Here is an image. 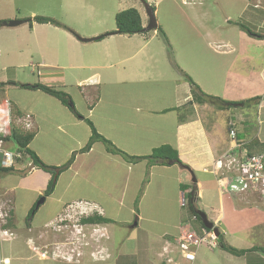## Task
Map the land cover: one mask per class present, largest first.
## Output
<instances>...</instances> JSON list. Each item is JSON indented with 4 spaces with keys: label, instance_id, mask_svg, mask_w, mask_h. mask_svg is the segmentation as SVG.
<instances>
[{
    "label": "crops",
    "instance_id": "obj_1",
    "mask_svg": "<svg viewBox=\"0 0 264 264\" xmlns=\"http://www.w3.org/2000/svg\"><path fill=\"white\" fill-rule=\"evenodd\" d=\"M28 1L20 0L22 4ZM145 1L155 7L154 12L158 27L162 26L157 15L162 3L168 0ZM241 1V8H238L235 2L231 7L233 9L235 7L236 10L239 9L237 12L240 18L246 17L250 22L254 23L251 24L254 30L250 29V33H246V36H249L255 42H264V0ZM13 2H17V0H13L12 3L11 0H0V12L5 11V8H10ZM140 2L144 5L142 0ZM169 3L170 5L175 4L174 8L177 7L178 10L183 12L186 16L187 26L194 28L195 32H197V29L204 32L205 29L207 48L202 51V64L187 67L186 59L190 57L189 55L193 54L192 50L189 48L178 49L174 41L168 40L171 46V49H169L164 39L160 41L159 34L157 35L158 31H154L153 37H148L145 34L133 36L119 35L112 32L114 30H110L111 36L108 39L95 42L97 45H93V47L96 46L98 48L101 46L103 50V54L98 53L96 55L97 60L92 59V61L86 62L82 59L81 64L76 62L72 67V70L87 71L89 73L88 76L77 78L76 80L77 87L81 89V92L87 89L82 97L85 111L80 110L76 105L75 109L80 116L91 120L102 136L131 156H148L156 148L164 145L175 147L179 152L181 161L183 163L185 161L186 165L189 164L188 168L185 169L186 173L178 165H150L148 161L134 164L127 163L122 157L108 153L102 143L94 144L90 152L81 154L79 151L87 145L91 137V129L82 117L78 118L60 101L42 92L37 93L43 95L39 97L37 104L32 110H28L26 106L20 107L12 101L18 110L17 112H20L22 115L28 114L32 117L36 136L30 144V148L47 165L52 167L60 166L59 161L55 160L56 157H51L46 152L49 149L55 150V148H58L56 143H53V139L57 136L68 137L73 141V145H75V147L71 146L69 149V155L77 152L74 163L67 172L65 171L66 173L72 172L70 184H67L66 190H64L61 198L57 200V203L61 207H64V209L67 205L72 204V202L89 203L99 208L102 217L116 223H121L119 215L124 210L128 211L127 213L130 215L128 217L134 219L137 202H139L137 196L140 191L139 187L140 185H145L148 173L151 179L147 186L149 193H153V185L151 183L153 178H158L160 181L168 180L169 183L174 181L176 183L174 187L175 191L171 189L172 192L167 193L170 195L168 198L171 200L170 202L175 204L172 209L176 214L174 219H171L170 214L166 213L164 209H158L157 205L152 201L149 203L148 200V203L145 204L146 200L142 199L139 202V216L136 217L135 225H138V228L141 229L140 232L146 235L148 244L152 245L151 254L155 264H180L184 260L177 248L180 226L187 218V216L185 218L180 217L183 195L186 197L195 187L197 190L196 196L198 197L197 206L199 209L204 207L201 200V184L194 176L193 171L196 172V170L201 169L204 173L214 177V181H212L213 185L205 182L207 186H213L206 191L214 192L213 197L219 193V200L222 203V207H224L223 212L218 214L214 223H218L219 226L224 224L228 228L226 225L228 217L226 208L237 207L238 216L237 218L234 217L235 219L231 222H236L240 229H247L250 233V231L253 232L252 229L254 227L264 224V213H262L264 209L262 206L246 209V206L240 205V202L237 203L238 197L242 196L224 195L219 192L217 177L213 173L207 172V170L211 171L209 167L215 168L216 163L224 159L229 150L228 147L230 148L229 132L226 133L225 129L223 130L224 126L221 127L217 119L212 121V126H210L208 124L207 112L210 108H217L218 112L221 113L222 111L223 115L227 117L228 112L230 113L232 110L218 108L221 105L219 102L204 105L196 104L192 86L183 74L185 72L189 75L206 95L222 99L220 94L216 92V85H218L217 88H221L225 76L231 75L237 70L242 73L241 61L243 58L248 59V57H244L246 52L243 47L236 42L237 38L235 40H228V36L237 33L238 27L236 24L231 25L229 28L226 26V23L230 25L232 21L227 16V4L223 0H214L213 4L211 0H180L179 4L175 0H171ZM140 6L141 8H138L136 5L132 7L140 12L143 27L146 28L149 24V17L146 16L143 6ZM9 11L11 13L10 16L8 14ZM16 11L20 12L18 9ZM221 13H223V17ZM20 15L21 13L17 15L13 14L9 9H7V15H5V12L0 14V34L5 39L17 38L18 33L16 34L17 31L15 30L21 32L24 29H17L19 26H2L4 22L25 19L23 24H21L24 25L30 23L29 21L35 17L41 16L34 10L30 11L27 18H23ZM221 20H223L222 23ZM47 26L53 25L33 22L32 27L29 25L28 39L32 37V40L38 42L37 45H39L41 40L48 37V31L44 33V30H42L47 28ZM53 27L57 28L56 26ZM238 32V36L240 35L239 43L244 42L245 37H242L241 31ZM102 33L104 32L98 31L91 37ZM165 33L167 37L168 32L166 30ZM66 37H69L74 47L81 48L84 46L83 44L89 46L87 44L92 43L80 41L77 33L71 32V34H66ZM22 44L26 45V42H22ZM13 47V42L4 41L3 45H0V53L7 54L5 49L13 51ZM31 47H35L33 43ZM19 50V53L28 52L29 48L27 50L24 48ZM237 54L239 55V67H237V60L235 58ZM207 56H210V58L208 59ZM171 58L173 62L178 63V67L172 63ZM44 61H46L44 62L46 63L44 64L47 66L46 68L51 69L53 64L49 60ZM65 68L67 67H62V69ZM259 71L258 76H261V81L264 82V65L261 69H258ZM104 77L108 79L105 84L103 83ZM236 77L237 74L234 75V81ZM241 78L242 76L240 75L237 79L238 83L242 81ZM12 82L22 84L17 83L16 78ZM103 84L107 87L106 91L96 90L97 87ZM235 86L240 87L236 94V99H222L224 102L241 103L252 98H263L258 103L259 110L257 117L259 128L254 135L252 125L249 124V127H246L249 122L244 119L246 117L245 114H239L237 113L238 111H236L234 119L229 118L230 116L225 118L224 125L229 130L230 122L236 121V124L233 123L235 129H238V137L244 133L245 128L250 129V133L246 134L248 136L247 139H241L242 141L247 143L253 136H257L258 140L264 143V90L252 98L245 99L240 97L243 86ZM232 90L233 86L226 89L225 93L231 94ZM86 107L89 110L87 114ZM241 107L243 108V105L239 106V108ZM177 108L185 109L187 112L185 123H180L179 114L174 110ZM52 114L58 115V119L52 121ZM61 116L63 119L60 120ZM72 131H75V133L79 131V136H72V133L74 134ZM50 140L52 144H50ZM226 146L227 148H225ZM30 161L32 162V159ZM21 165L16 172H26V169L23 168L24 165ZM100 165L105 166V168H112L113 171L109 175H105V177L99 176L97 169ZM28 168L30 169L29 173H19L21 176L13 188L3 187L1 189L0 196L3 198L7 199L8 195L12 194V197L9 198L11 199V209L13 212L19 206V197L14 195L16 190L26 191L33 195L32 198L29 197V208L32 210L36 206L37 199L44 196L51 180L50 174L37 169L34 165L32 167L28 165ZM62 174L50 198L57 193L60 181L63 178ZM190 174L193 176V179L188 180L190 178L188 175ZM77 177L83 179L84 187L79 189V192L69 199L67 193L71 190L70 186H73L71 182ZM155 186L156 188L158 187V185ZM188 186H192V188L186 190ZM130 193L131 195H129ZM232 212L230 213L231 216ZM153 213L159 216H153ZM260 215L263 217H259ZM247 218H249V221L246 220ZM224 233L226 241L235 248L230 243L228 234ZM232 240L236 241L235 243L241 242L235 237H232ZM253 247L257 246L250 245L239 250L248 251ZM259 251H254L244 256H236L223 251L227 255L217 256L215 260H222V264H241L239 259H244L242 264H263L264 258L257 255ZM207 261L210 262L211 259L207 258Z\"/></svg>",
    "mask_w": 264,
    "mask_h": 264
},
{
    "label": "rangeland",
    "instance_id": "obj_2",
    "mask_svg": "<svg viewBox=\"0 0 264 264\" xmlns=\"http://www.w3.org/2000/svg\"><path fill=\"white\" fill-rule=\"evenodd\" d=\"M12 1L13 0H11V3ZM140 1L29 0L25 4H22L20 0H17V2H13L10 8H5V11L0 12V14L5 12V15H7V9H9L13 14L17 15L21 13L20 16H23V18H27L28 14H30V11L34 10L43 17L51 18L58 21L66 28H55L53 26H47V28L42 29L44 30V33L48 31V37H46L44 40H41L39 45H37L38 42L32 40V37L28 39L27 35L30 31V23L19 26L17 29H24L21 32L15 30L17 31L16 34L18 33L17 38L13 37L11 39H5L3 35L0 34V45H3L4 41H11L14 43L13 51L5 49V52L7 54L0 53V84H3L0 92V100L3 102L13 101L20 107L26 106L28 110H32L35 107L37 101L39 100V97L43 94H37L41 92L24 90L20 87L12 86V80L16 78L17 83L27 85L43 84L49 87L63 88L62 90L71 96L73 105H76V107H79L80 110L85 111V105L82 102V97L83 94L87 91V89L86 91L81 92V89L77 87L76 80L77 78L88 76L89 73L87 71L72 70V67L76 62L80 63L82 59L83 61L89 62L92 61V59L97 60L96 55L98 53L103 54L101 46H99L98 48L96 46L93 47V45H97V43L95 42H100L104 41L105 39H108V37L111 36L110 30H114L112 32L115 33L117 32L116 15L119 12L128 10L129 8H133V5H136L138 8H141L140 5H142L145 10L146 16H148L145 6L141 4ZM170 1L171 0H168L167 2L162 3V6L159 9L160 13L158 12L157 16L159 22L165 29L162 26L160 27L164 29V33L165 30L168 32L167 39L171 42L174 41V43L177 44L176 47L178 49L189 48L192 50L193 54L189 55L190 57L186 59L187 67H192L195 64L201 65L203 57L202 51L207 48V44L205 42V29L204 32H201L198 29L197 32H195L194 28L187 26L186 16L183 14V12L178 10L177 7L174 8L175 4L170 5ZM175 1L177 4H179L180 2V0ZM223 1H225L227 4V16H229L232 21L230 25L226 23V26L229 28L231 25L236 24L238 27L237 33L228 36V40H235L237 38L236 42L238 43V45L240 44L243 47L244 51L246 52V55H244V57H248V59L243 58V60L241 61L242 73L237 70L231 75L225 76L221 88H217L218 85H216V92L220 94L223 100H227L228 98L236 99V94L238 93L240 87L235 85H242L243 88L241 90L240 97L245 99L252 98L257 93L262 92L264 90V82L261 81L262 77L258 76V73H260V71L258 72V69H261V67L264 65V42H255L252 38L246 36L249 31L254 30L251 27V24L254 23L250 22L246 17L240 18L239 13L237 12L239 9L236 10L235 7L234 9L231 7L235 2L237 7L241 8L242 1ZM211 3L213 4L214 0H211ZM17 9L20 10V12L16 11ZM8 14L10 16V11L8 12ZM221 14L223 17V13ZM16 21H25V19ZM222 22L223 20H221V23ZM98 31L104 33L95 37H91ZM238 31H241L242 37H245L244 42L239 43L240 35L238 36ZM71 32L77 33L80 41H82L81 39H94V42L91 41V44H87L89 46L83 44L84 46H82L81 48L74 47V44L70 42L69 37H66V34H71ZM153 33L154 31H150L147 36L153 37ZM158 34L159 32L157 33V35ZM81 35L87 37H82ZM159 38L160 41H162L164 37L162 36V34H159ZM26 39L30 41H26ZM22 42H26V45H23ZM32 43L35 47H31ZM21 48H24L26 50L29 48V50L28 52L19 53V49ZM207 57L208 59L210 58V56ZM172 58L174 57L172 56ZM172 58L170 60H172V63H174ZM235 58L237 60V67H239V55H235ZM44 60H49L50 63L53 64L51 69L46 68L47 66L44 65L46 64L44 63L46 61ZM62 67L67 68L62 69ZM235 74H237V77L234 81ZM240 75L242 76V81L238 83L237 79ZM9 79H11V81H9ZM106 80H108L107 77H104V84L106 83ZM104 84L100 87H97L96 90H102V92L106 91L107 87H105ZM232 86V93H225V90L231 88ZM258 107V103L256 102H249L246 105H243V108L233 107L232 109H230L232 111H230V113L228 112L227 117L230 116L229 118L234 119L236 111H238L237 113L239 114L244 113L246 116L244 119L252 125V128H254L255 135L259 128L257 117V112L259 110ZM218 108H221V105L218 106ZM88 112V107H86V114ZM207 113L208 124L210 126H212V121H215L217 119L220 126H224L223 130L225 129L226 133H228L227 127L226 125H224V120L227 117L223 115L224 113L222 111L220 113L217 111V108H210ZM52 115V121L58 119V115ZM61 119H63L62 116L60 120ZM233 122L235 123L236 121ZM33 130H35L34 127ZM72 132H74V134L72 133V136H79V131H77V133H75V131ZM54 136L56 137V135ZM53 143H56L58 148H55V150L49 149L46 152L49 156L56 157L55 160L59 161L60 166H63L72 158L73 153L69 155V149L71 148V146L75 147V145H73V141L70 138L62 136H57L55 139H53ZM50 144H52L51 140ZM225 148H227V146ZM122 159H124V161H126L127 163H131L123 157ZM29 162L30 159H27L20 163V165H24L23 168L26 169V172H14L11 174L0 176V194L1 189L3 187L13 188L15 186L16 182L21 176V174L19 173L26 174L30 172V169L28 168ZM224 162L228 163L225 159ZM182 164L178 165V167L184 170L189 165H186L187 163H185V161L184 163L182 161ZM209 169L212 170V167H209ZM224 170L225 173H229L227 167ZM111 171H113L112 168H105V166L101 165L97 169L98 175L104 177L105 175H109ZM66 172H63L62 174L63 178L60 181L57 193L52 198L48 197V200L46 199V202L41 205V209L37 211V214L34 216V218H32V220L28 217L29 212L31 211L29 208V197H33L31 193L22 190L15 191L14 195L16 197H19V206L14 212L11 209L12 203L10 202L11 199L9 198L12 197V194H9L7 199L5 197L3 198L0 196V214L3 213L4 215V219L0 221V226L2 225V227H0V264H155L153 256L151 254L152 245L148 244L146 235L140 232L141 229L138 228V225H135L136 217L139 216V202L142 199L146 200L145 204L148 203V200L149 203L150 201H152L155 205H157L156 207H158V209H164L166 213L170 214L171 219H174L176 214L175 212H173L172 209L174 208L175 204L173 202H170L171 200L168 199L170 195L167 193L172 192L171 189H174L176 183L174 181H171V183H169L168 180L160 181L158 178H153L151 182L153 185V193H149L147 191V186L151 179L148 173L145 185H140L139 187L140 191L137 194L139 202H137V206L135 209L136 215L134 216V219L128 217L130 216L127 213L128 211L124 210L119 215V220H121V223L111 221V223L109 224L84 225V229L82 230L79 227L75 229H70V224L67 223V226H65L62 223L64 221H70V215L66 214H70L73 211L69 210L68 206L76 205L79 202L73 203L71 201L72 204L67 205L65 209L57 203V200L61 198L62 194L64 193V190H66L68 186L67 184H70L72 172ZM184 172L186 173V170ZM193 174L201 184V200L204 207L200 210L207 214L208 218L212 220L211 222H215L218 214L223 212L224 207H222V203L219 200V193L213 197L214 192L211 193L212 191H206L213 186H207L205 182L207 184L213 185L212 181H214V177L210 174L204 173L201 169L196 170V172L193 171ZM188 176L190 177L188 180L193 179V176L191 174ZM72 183L73 186H70L71 190L67 193L69 199H71L73 195L77 194L79 192V189H82L84 187V181L81 177L75 178L71 182V184ZM155 185H158V187L156 188ZM129 195H131V193ZM20 198H22L23 200ZM43 198L44 196L39 197L37 199L36 205ZM238 202H240V205L246 206V209L252 207L255 208L257 206H262L264 209V205H262L259 200L250 196L238 197L237 203ZM180 209L181 218H185L187 215L191 216L190 213H187V209ZM226 211L228 215L226 225L228 226V228L224 224L219 226V228L223 233L226 232L228 234L230 243L233 244L237 249L245 248L246 246L251 245L260 247L264 251V224H261L258 227H254L252 229L253 232L250 231L249 233L247 229H240L236 222H231L233 219H235L234 217L237 218L238 216L237 207H227ZM242 211L244 210L242 209ZM262 211V213H264V210ZM231 212L232 216L230 215ZM6 214H8L7 218L5 216ZM154 215L159 216L156 213H153V216ZM261 216L262 215H260L259 217ZM76 217L77 216L73 214L72 220H76ZM62 220L64 221L61 223ZM246 220L249 221V218H247ZM50 221L52 222L49 223ZM52 223L53 225L51 226V228L49 225ZM48 226L51 228L49 229L50 231H52L53 229V234H55L54 231H56L57 238L55 235L50 233L49 230H47ZM195 226V229L199 232L201 224L195 223ZM87 227L89 229H86ZM30 228L33 230L32 232L29 231ZM93 228H97L100 231H98V233H96L95 237L93 238L95 250H92V252L101 253L102 251L100 255L105 257L104 260H96L93 256H91L90 244L92 240L89 238V236H86L87 238L84 236L85 232L86 235H88L89 232L90 234H92ZM69 229L73 230V233L70 234L72 237L68 236V240H65L67 236L66 230ZM224 236H226L225 233ZM77 237L79 238V244H77V253L80 255L78 256L77 253L69 252L73 253L71 255L74 256V261L69 262L66 259H63L61 255L59 257V250L56 251L51 246H48L49 244H52L51 242L57 240L58 242L63 243L67 241L73 243L75 242V239ZM232 237L237 238L241 242L235 243L236 241H233ZM29 239H33V241L30 242V246L28 243ZM87 243H89V246H86ZM70 246L66 247L71 248ZM29 247H32L33 250H31ZM61 249H64V247H61ZM223 251L224 250L219 248L213 251V253L205 248H201L198 255V260L195 262V264H222V260L216 261L215 257L220 255L226 256V252L224 253ZM55 252L56 254H54ZM64 252H66L65 249ZM257 255L259 257L264 258V252H262V250L259 251ZM64 256L66 257L68 255ZM207 258H210L212 262H208ZM6 259H8V263H5ZM243 260L244 259H239V262L242 264ZM181 263L188 264L184 260H182Z\"/></svg>",
    "mask_w": 264,
    "mask_h": 264
},
{
    "label": "trees",
    "instance_id": "obj_3",
    "mask_svg": "<svg viewBox=\"0 0 264 264\" xmlns=\"http://www.w3.org/2000/svg\"><path fill=\"white\" fill-rule=\"evenodd\" d=\"M142 1L144 3L146 2L145 0H142ZM151 6L153 7V9L155 11V7L153 5H151ZM29 22H30L31 27L33 25V22H36L39 24H50V25H53L56 27L66 28L61 23H59L58 21L51 19V18H46V17H35L33 20H31ZM116 26H117L116 34H119V35L133 36L136 34L147 35L149 33V32H146L144 30L141 14L135 8H130L128 10L119 12L116 15ZM155 31H158L159 34H162V36L164 37L163 39L166 41L169 49H171L170 43H169L163 29L159 26L158 29ZM174 65L176 66L175 62H174ZM183 74H184L186 80L192 86L194 101L198 105H204L206 103L214 104V103L219 102L221 104V108L223 110H230L233 107L238 108L242 104L246 105L249 102L259 103L261 100H263L262 97H257V98H253L252 100L243 101V102L237 103V104L236 103H227V102H224L220 98H216L213 96L206 95L200 89V87H198L197 84L191 79V77L189 75H187L185 72H183ZM11 84H12V86L13 85L18 86L24 90H31V91H37V92L40 91L42 93H45L48 96H51V97L57 99L58 101H60L65 107L69 108L78 118L82 117L76 111L75 106L73 105L71 96L68 93H66L65 91H63L62 90L63 88L49 87V86H45L43 84H35V85L16 84V83H11ZM2 85L3 84H0V92L2 89ZM8 103L10 106L13 121L15 123V121H17V119L22 117L23 115L20 112H17L18 110L16 109V107L14 106V104L12 102H8ZM235 104L238 106H236ZM174 110L177 111L179 114L180 123L181 124L185 123L186 119H187V112L185 111V109L182 110L181 108H177ZM83 120H85L88 123V125L91 129V137H90V140L87 143V145L79 151V153H81V154L90 152L92 150L94 144L102 143L106 147V150L108 151V153L113 154V155H120L131 163L148 161V163L150 165L158 164V165H162V166H172V165H181L182 164L178 150L175 147L170 146V145H164V146H161L159 148H156L152 152V154H150L148 156H143V157L131 156V155L127 154L126 152H124L123 150L116 147L111 141L106 139L104 136H102L98 132V130L96 129L95 125L93 124V122L91 120H89L87 118H83ZM249 124L250 123H248V126H246V127H249ZM234 128H235V126H234ZM249 130H250L249 128H245L244 133L239 135V139L240 140L241 139L242 140L247 139L248 136L246 134L250 133ZM228 132H229V130H228ZM35 136H36V133L34 130L33 131H25V130L21 129L20 127H17L14 124L12 135L7 140L10 142L11 146H13L14 150L24 152L26 155V158L29 157L30 159H32L33 165L37 169L42 170V171L51 175V180H50L48 187L44 193L45 198H48L54 193V190H55V187L57 185V182H58L60 175L63 172L67 171L72 166V164L74 163L77 152L73 153L72 158L65 165H63L61 167L49 166L38 156V154L35 151H33L30 148V144L33 142ZM244 148L247 149L249 154H257L260 152L264 153V143L260 142L258 140L257 136H253L250 140H248L247 143H245ZM186 168H188V167H186ZM16 170L17 169H0V176L14 173V172H16ZM189 188H192V186L186 187V190ZM196 191L197 190L194 187V189L191 190V192H189L186 196L187 206L184 209H187L188 210L187 213H190L191 216L187 215V218L185 221L182 222V225L190 221V222H192L193 226L196 227L195 223H200L201 226H200L199 232H201V230L204 229L205 226L202 223L201 217L199 216V213L202 212V210H200L199 207L197 206L198 197L196 196ZM37 209H38L37 205L34 206V208L30 211L29 219L33 217V215L37 212ZM81 223L102 225V224L111 223V220L107 219V218H103L100 214H95L92 217H89L87 219H83L81 221ZM219 231H220V235L218 237V242L220 244V248L222 250H224L225 252L231 253V254L236 255V256H244L248 253H252L254 251H259V250L260 251L262 250V252H264L263 249H261L260 247H253L251 250H248V251L236 249V248L232 247L226 241L224 233L220 230V228H219Z\"/></svg>",
    "mask_w": 264,
    "mask_h": 264
},
{
    "label": "built area",
    "instance_id": "obj_4",
    "mask_svg": "<svg viewBox=\"0 0 264 264\" xmlns=\"http://www.w3.org/2000/svg\"><path fill=\"white\" fill-rule=\"evenodd\" d=\"M14 124L25 131H33V119L30 115H23L17 121H13L11 110L8 102H0V169H15L20 167V163L25 161L24 152L14 150L10 142L7 140L12 135ZM229 141L230 148L224 159L228 163L220 160L216 163L210 173L217 177L219 190L224 195L235 196H250L256 198L264 205V153L249 154L244 148L245 142L240 140L238 132L234 128V123L229 124ZM32 167L33 162H29ZM228 168L229 173H225L224 169ZM187 206V200L183 195L181 207ZM69 210L77 213V224L81 230L84 229L80 225L83 219H87L95 214H101L98 207H94L89 203H77L73 206H68ZM6 218L8 214L5 215ZM2 217V218H1ZM0 221L4 219L3 213L0 214ZM64 220L61 221V223ZM67 226V222H63ZM215 227L219 228V224L215 223ZM2 227V225L0 226ZM100 231L93 228L92 236ZM218 237L213 229L204 228L198 232L193 226L192 222H187L180 226V234L177 238V248L182 258L189 264H194L201 248H205L211 252L220 248ZM102 253V251H101ZM101 253H92L96 260H104L105 257ZM69 253V249L65 252L63 259L67 261H74V256ZM79 256L80 254L77 253ZM100 255V256H99ZM60 257V255H59ZM8 260H5V263Z\"/></svg>",
    "mask_w": 264,
    "mask_h": 264
},
{
    "label": "flooded vegetation",
    "instance_id": "obj_5",
    "mask_svg": "<svg viewBox=\"0 0 264 264\" xmlns=\"http://www.w3.org/2000/svg\"><path fill=\"white\" fill-rule=\"evenodd\" d=\"M44 199H45V202H46V199H47V198H45V196H44ZM39 209H41V206L38 207L37 211H39ZM29 214H30V212H29ZM36 214H37V212L33 215L32 218H34V216H35ZM73 214H75V215L77 216V213H76V212H71L70 214H69V213L66 214V215H70V219H69L70 221L67 222L68 224H70V229H71V228H74V229H75V228H77V226H79V225L77 224V220H74V221L72 220V219H73ZM60 216H61V215H60ZM28 217H29V216H28ZM90 217H92V216H90ZM32 218H31V220H32ZM76 218H77V217H76ZM52 225H53V223L50 224L49 226L51 227ZM80 225H83V226H84V225H91V224H83V223H80ZM93 225H94V224H93ZM49 226L47 227V228H48L47 230H49V229L52 228V227L50 228ZM70 229H69V230H70ZM86 229H89V228L87 227ZM69 230H66V231H67V234H66L67 236H66V239H65V240H68V236H71L70 234L73 233V230H70V231H69ZM29 231L32 232L33 230L30 228ZM49 231H50V230H49ZM52 231H53V229H52ZM52 231H50V233H52ZM66 231H65V232H66ZM40 233H41V232H40ZM54 233H55V234H53V233H52V234L55 235L56 238H57V233H56V231H54ZM81 235H82V234H81ZM84 236H85V237H86V236H89V238L92 240V242H91V244H90V245H91V256H92V253H93L92 250H95V247H94V241H93V240H94V239H93L94 236H92V235L90 234V232H89L88 235H86V232H85ZM71 237H72V236H71ZM86 238H87V237H86ZM86 238H85V239H86ZM31 241H33V239H29V240H28L29 246H30V242H31ZM72 241H73V240H72ZM80 241H81V240H80ZM28 243H27V244H28ZM51 243H52V244H49L48 246H51V247H52L54 250H56V251L59 250V253H60L59 255H64V254H65L64 249H65V251H67V250L69 249V252L77 253V251H78V245H77V244H79V238L77 237V238L75 239V242H73V243H72V242L70 243V242H68V241L65 242V243H63V242H58V240H57V241H54V242H51ZM69 244H70L71 246H70ZM66 246H67V247L70 246L71 248H67ZM86 246H89V243H87ZM61 247H64V249H61ZM29 248H30L31 250H33L32 247H29ZM88 249H90V248H88ZM54 254H56V252H55Z\"/></svg>",
    "mask_w": 264,
    "mask_h": 264
},
{
    "label": "water",
    "instance_id": "obj_6",
    "mask_svg": "<svg viewBox=\"0 0 264 264\" xmlns=\"http://www.w3.org/2000/svg\"><path fill=\"white\" fill-rule=\"evenodd\" d=\"M144 6H145V9H146V12H147V15L149 17V24L146 28H144V30L146 32H150V31H155L158 29V22H157V19H156V15H155V12H154V9L153 7L145 2L144 3ZM24 21H7V22H4L2 24V26H7V27H17V26H20L21 24H23ZM83 42H91L93 41L94 39H81ZM45 203V199L43 198L38 204H37V207H40L41 205H43ZM199 216L201 217L202 219V223L204 224L205 228L207 229H213L214 232L216 233L217 236L220 235V231H219V228L218 227H215V223L214 222H211L207 216L206 213L204 212H200L199 213Z\"/></svg>",
    "mask_w": 264,
    "mask_h": 264
},
{
    "label": "clouds",
    "instance_id": "obj_7",
    "mask_svg": "<svg viewBox=\"0 0 264 264\" xmlns=\"http://www.w3.org/2000/svg\"><path fill=\"white\" fill-rule=\"evenodd\" d=\"M0 102H3V101H0ZM230 123H233V122H230ZM235 126V125H234ZM230 128V127H229ZM15 169H18V168H15ZM17 171V170H16Z\"/></svg>",
    "mask_w": 264,
    "mask_h": 264
}]
</instances>
